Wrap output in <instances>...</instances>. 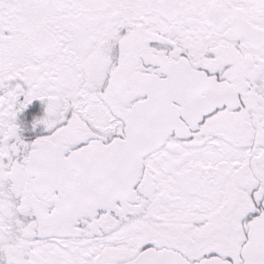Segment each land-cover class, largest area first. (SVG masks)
<instances>
[{"label": "snow or ice", "instance_id": "snow-or-ice-1", "mask_svg": "<svg viewBox=\"0 0 264 264\" xmlns=\"http://www.w3.org/2000/svg\"><path fill=\"white\" fill-rule=\"evenodd\" d=\"M0 264H264V0H0Z\"/></svg>", "mask_w": 264, "mask_h": 264}]
</instances>
